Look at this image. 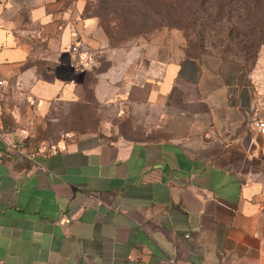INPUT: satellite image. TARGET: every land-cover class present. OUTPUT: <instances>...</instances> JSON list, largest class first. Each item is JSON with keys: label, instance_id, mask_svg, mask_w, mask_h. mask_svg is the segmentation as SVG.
Masks as SVG:
<instances>
[{"label": "crops", "instance_id": "obj_1", "mask_svg": "<svg viewBox=\"0 0 264 264\" xmlns=\"http://www.w3.org/2000/svg\"><path fill=\"white\" fill-rule=\"evenodd\" d=\"M82 6L0 0V264H264L258 67L101 74L94 99L131 129L17 152L57 105L87 102L82 43L96 21Z\"/></svg>", "mask_w": 264, "mask_h": 264}, {"label": "rangeland", "instance_id": "obj_2", "mask_svg": "<svg viewBox=\"0 0 264 264\" xmlns=\"http://www.w3.org/2000/svg\"><path fill=\"white\" fill-rule=\"evenodd\" d=\"M57 1L61 8L71 10L78 2ZM136 2L132 5L138 10L133 13L127 0H110L111 9L101 0H83L80 17L96 21L82 41L88 87L107 73L130 75L134 82L142 83L164 64L189 59L201 60L209 67L221 66L222 62L231 69L239 66L245 76L254 75L258 67L264 83V1L258 7L255 0ZM47 119L51 120L41 123L39 129L28 131L29 139L17 144V152L30 155L52 150L55 140L65 132L86 130L109 135L117 130L113 124L125 132L133 124L129 118L118 121L112 106L92 98L85 107L59 104Z\"/></svg>", "mask_w": 264, "mask_h": 264}, {"label": "trees", "instance_id": "obj_3", "mask_svg": "<svg viewBox=\"0 0 264 264\" xmlns=\"http://www.w3.org/2000/svg\"><path fill=\"white\" fill-rule=\"evenodd\" d=\"M136 1H138V0H127V2H130L131 3V10L133 11V13H135L138 9H137V5L135 4V6L134 5H132L134 2H136ZM256 2V6L258 7V4H260L262 1H264V0H255ZM109 2H110V0H101V3L104 5V6H107L108 7V4H109ZM194 2H195V0H194ZM137 3V2H136ZM109 9H111L112 8V6H110V7H108ZM107 8V9H108ZM192 8H193V6L191 5L189 8H187V10H188V12H191V10H192ZM113 10V9H112ZM263 10H264V7H263ZM151 19H152V17H150ZM164 20H165V17H162ZM167 18H169V16L167 17ZM162 19V20H163ZM264 26V25H263ZM262 32H263V29L261 30ZM86 89H87V97H88V99H87V102L86 103H84V104H79V103H77V104H73V105H75V106H86V105H88V103L90 102V99L92 98V99H94V96H93V87H88V79H87V83H86ZM95 100V99H94ZM83 133H88V132H86V130L83 132Z\"/></svg>", "mask_w": 264, "mask_h": 264}, {"label": "built area", "instance_id": "obj_4", "mask_svg": "<svg viewBox=\"0 0 264 264\" xmlns=\"http://www.w3.org/2000/svg\"><path fill=\"white\" fill-rule=\"evenodd\" d=\"M73 50L76 51L77 47H75ZM2 85H3V81H0V86ZM251 127L256 133L260 135H264V114L259 113L256 116H254L251 121Z\"/></svg>", "mask_w": 264, "mask_h": 264}]
</instances>
